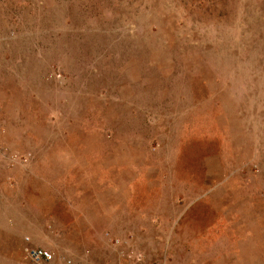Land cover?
<instances>
[{
  "label": "rangeland",
  "instance_id": "1",
  "mask_svg": "<svg viewBox=\"0 0 264 264\" xmlns=\"http://www.w3.org/2000/svg\"><path fill=\"white\" fill-rule=\"evenodd\" d=\"M65 152L138 264H264V0H0V264Z\"/></svg>",
  "mask_w": 264,
  "mask_h": 264
},
{
  "label": "crops",
  "instance_id": "2",
  "mask_svg": "<svg viewBox=\"0 0 264 264\" xmlns=\"http://www.w3.org/2000/svg\"><path fill=\"white\" fill-rule=\"evenodd\" d=\"M68 154L65 152L66 158L54 162L53 173L46 175L44 184L48 182L50 189L45 188L44 196H34L37 219L24 220V229L15 247L18 255L10 264H68V261L71 264H131L129 254L135 250L132 239L144 245L149 240L145 232L137 230L138 226L131 225V218L126 217L133 198H127L125 192H120L122 189L117 190L108 180L101 181L99 163L93 158L85 163L87 159L82 158V153L72 152L76 157L71 158ZM100 181L108 184L101 185ZM131 184V180L123 182L128 188ZM141 211L143 207L137 212ZM158 214H147V222L154 225V219L158 225ZM145 216L146 213L140 214V225ZM116 240L121 244L115 245ZM36 248L53 252L54 260L31 262L25 253Z\"/></svg>",
  "mask_w": 264,
  "mask_h": 264
},
{
  "label": "built area",
  "instance_id": "3",
  "mask_svg": "<svg viewBox=\"0 0 264 264\" xmlns=\"http://www.w3.org/2000/svg\"><path fill=\"white\" fill-rule=\"evenodd\" d=\"M114 244L120 245L121 242L119 240H116ZM132 257L134 259L137 257V264L140 263V261L142 260V257L136 256L135 252L130 253L129 258ZM26 258L33 263H42V262L50 263L54 260L55 256L51 251H48L43 248H36V249L28 250L26 252ZM68 264H71V262L68 261Z\"/></svg>",
  "mask_w": 264,
  "mask_h": 264
}]
</instances>
